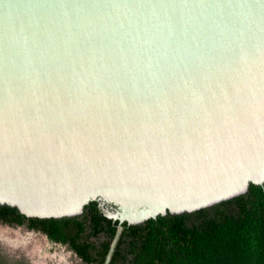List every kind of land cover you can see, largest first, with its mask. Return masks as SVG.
<instances>
[{
  "label": "water",
  "instance_id": "95a60500",
  "mask_svg": "<svg viewBox=\"0 0 264 264\" xmlns=\"http://www.w3.org/2000/svg\"><path fill=\"white\" fill-rule=\"evenodd\" d=\"M264 184V0H0V205L123 223ZM46 236V235H45Z\"/></svg>",
  "mask_w": 264,
  "mask_h": 264
},
{
  "label": "trees",
  "instance_id": "16d2710c",
  "mask_svg": "<svg viewBox=\"0 0 264 264\" xmlns=\"http://www.w3.org/2000/svg\"><path fill=\"white\" fill-rule=\"evenodd\" d=\"M118 223L98 201L82 215L45 219L0 205V224L42 232L85 264H105ZM0 264H8L1 255ZM108 264H264V184H250L245 194L194 212L123 223Z\"/></svg>",
  "mask_w": 264,
  "mask_h": 264
},
{
  "label": "rangeland",
  "instance_id": "374dc122",
  "mask_svg": "<svg viewBox=\"0 0 264 264\" xmlns=\"http://www.w3.org/2000/svg\"><path fill=\"white\" fill-rule=\"evenodd\" d=\"M0 255L8 264H31L29 257L39 264H85L68 246L51 243L42 232L7 224L0 225Z\"/></svg>",
  "mask_w": 264,
  "mask_h": 264
},
{
  "label": "flooded vegetation",
  "instance_id": "af4514ba",
  "mask_svg": "<svg viewBox=\"0 0 264 264\" xmlns=\"http://www.w3.org/2000/svg\"><path fill=\"white\" fill-rule=\"evenodd\" d=\"M0 225H2V224H0ZM6 225V224H5ZM9 226V225H8ZM11 227H15V226H11ZM17 227H22V226H17ZM44 234V233H43ZM44 235H46V234H44ZM51 243H53V244H59V243H55V242H53L52 240H50L49 238H48V236L46 235L45 236ZM60 245H63V246H68V245H66V244H60ZM69 247V246H68ZM70 248V247H69ZM71 249V248H70ZM71 251H73L72 249H71ZM74 252V251H73ZM75 253V252H74ZM76 254V253H75ZM76 256L81 260V261H83L77 254H76ZM28 259H30V263L31 264H39V260L37 259V263H36V261H34L35 259H32V258H28ZM27 259V260H28ZM28 262H29V260H28ZM29 264V263H28ZM56 264H67L66 263V260L65 261H62V260H60V262L58 261Z\"/></svg>",
  "mask_w": 264,
  "mask_h": 264
}]
</instances>
